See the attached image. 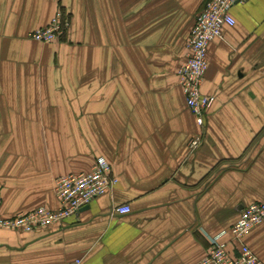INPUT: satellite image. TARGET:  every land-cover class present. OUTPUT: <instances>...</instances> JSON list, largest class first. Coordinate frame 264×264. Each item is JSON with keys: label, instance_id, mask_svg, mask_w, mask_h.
Listing matches in <instances>:
<instances>
[{"label": "crops", "instance_id": "crops-1", "mask_svg": "<svg viewBox=\"0 0 264 264\" xmlns=\"http://www.w3.org/2000/svg\"><path fill=\"white\" fill-rule=\"evenodd\" d=\"M207 1L0 0L1 214L58 209L57 178L100 156L118 178L62 224L0 227V264H201L264 202V0L234 5L210 43L200 127L179 69ZM59 9L64 37L34 40ZM245 240L264 261V224Z\"/></svg>", "mask_w": 264, "mask_h": 264}, {"label": "built area", "instance_id": "built-area-1", "mask_svg": "<svg viewBox=\"0 0 264 264\" xmlns=\"http://www.w3.org/2000/svg\"><path fill=\"white\" fill-rule=\"evenodd\" d=\"M246 1L248 0H208L197 15L191 30L187 43L188 57L179 69V80L187 106L195 114L200 127H204L207 111L216 99L215 95L206 94L202 90L209 66V45L222 37L226 26L236 24L231 10L237 3ZM69 25L68 14L59 9L48 25L35 29L30 36L40 42H54L64 37ZM201 141L202 134L195 136L191 140V148H197ZM112 171V163L106 157L100 156L87 172L61 175L56 180V193L61 201L58 209L40 206L10 217L3 216L0 210V227L27 233L62 224L75 216L82 207L111 191L118 183V178ZM1 200L0 197V206ZM131 210L130 204L115 207V212L120 215L128 214ZM261 224H264V202L256 201L244 205L239 219L227 232L228 241L224 239L226 232L209 237L210 247L201 264H264L245 240L246 235Z\"/></svg>", "mask_w": 264, "mask_h": 264}]
</instances>
